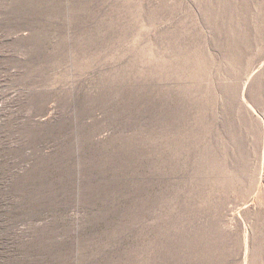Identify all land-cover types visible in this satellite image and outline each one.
<instances>
[{
  "label": "rangeland",
  "instance_id": "374dc122",
  "mask_svg": "<svg viewBox=\"0 0 264 264\" xmlns=\"http://www.w3.org/2000/svg\"><path fill=\"white\" fill-rule=\"evenodd\" d=\"M0 264H264V0H0Z\"/></svg>",
  "mask_w": 264,
  "mask_h": 264
}]
</instances>
